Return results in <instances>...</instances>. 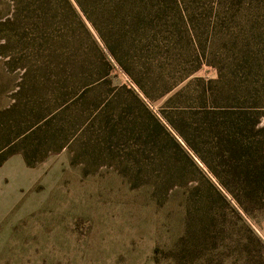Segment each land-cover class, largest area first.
Segmentation results:
<instances>
[{
	"label": "trees",
	"instance_id": "1",
	"mask_svg": "<svg viewBox=\"0 0 264 264\" xmlns=\"http://www.w3.org/2000/svg\"><path fill=\"white\" fill-rule=\"evenodd\" d=\"M7 1L11 13L0 25L32 51L36 59L19 67L26 81L45 83L49 107L44 112V96L35 95L14 98L1 112L17 115V129L0 147V165L21 154L33 167L70 148V129L89 109L108 137L143 139L147 152L149 143L159 148L154 157L146 153V165L162 168L156 175L145 169L154 185L186 184L199 174L198 183L216 191L170 127L245 214L264 211V59L257 58L264 55V28L254 18L264 12V0ZM8 43L6 34L1 45ZM205 65L214 77L196 75ZM116 71L131 84L116 83ZM35 73L42 77L27 78ZM69 87L77 94L74 123L60 117L71 108ZM96 88L105 89L106 99L88 102L87 92ZM159 100L158 116L147 103ZM34 111L35 122L20 126L18 115ZM88 120L86 127L95 122Z\"/></svg>",
	"mask_w": 264,
	"mask_h": 264
},
{
	"label": "rangeland",
	"instance_id": "2",
	"mask_svg": "<svg viewBox=\"0 0 264 264\" xmlns=\"http://www.w3.org/2000/svg\"><path fill=\"white\" fill-rule=\"evenodd\" d=\"M10 13L8 1L0 0V21ZM254 18L262 30L264 12ZM7 27L0 25V128L9 135L3 137L0 131V147L16 133L17 115L1 113L14 98L44 96L41 107L44 112L49 107L45 83L26 81L19 67L36 58ZM6 34L9 43L3 47L1 37ZM257 58L264 55L259 52ZM196 75L210 78L216 72L205 65ZM34 76L42 74L27 78ZM114 81L131 84L120 71L114 73ZM64 91L71 108L60 117L74 123L72 103L77 94L72 87ZM86 99H106L105 89L89 90ZM161 103L147 104L158 115ZM83 113L76 128L70 129V148L33 167L21 154L0 165V264H264V256L256 262L260 252L264 255V211L245 214L170 127L226 201L198 183L199 174H191L186 184L174 180L154 185L145 169L156 175L162 168L146 165V153L154 157L159 148L149 143L147 152L143 139L136 144L130 136L108 137L96 113L89 109ZM38 117L34 111L17 120L24 126ZM88 119L95 122L86 127ZM72 156L76 164L71 163Z\"/></svg>",
	"mask_w": 264,
	"mask_h": 264
}]
</instances>
